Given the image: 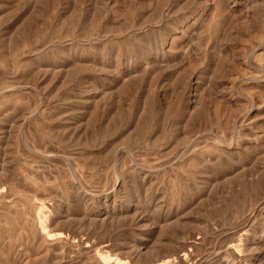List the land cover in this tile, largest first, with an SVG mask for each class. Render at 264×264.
Instances as JSON below:
<instances>
[{
	"label": "rangeland",
	"instance_id": "obj_1",
	"mask_svg": "<svg viewBox=\"0 0 264 264\" xmlns=\"http://www.w3.org/2000/svg\"><path fill=\"white\" fill-rule=\"evenodd\" d=\"M255 230L264 0H0V264H264Z\"/></svg>",
	"mask_w": 264,
	"mask_h": 264
},
{
	"label": "bare ground",
	"instance_id": "obj_2",
	"mask_svg": "<svg viewBox=\"0 0 264 264\" xmlns=\"http://www.w3.org/2000/svg\"><path fill=\"white\" fill-rule=\"evenodd\" d=\"M259 203H261V202H259ZM256 207V206H255ZM248 223V222H247ZM246 225V224H245ZM240 230V229H239ZM245 231H248V230H246L245 229ZM254 234L256 235V236H254L253 237V240H252V242H251V244H253V242L254 243H258V242H264V231H261V230H255L254 231ZM250 241V240H249ZM260 244V243H259ZM256 245V244H255ZM261 246V245H260ZM259 246V247H260ZM180 254V253H179ZM244 255V254H243ZM255 255V254H254ZM257 255V254H256ZM257 257V256H256ZM264 259V258H263ZM181 260V259H180ZM240 260V259H239ZM254 261V260H253ZM257 261V260H256ZM165 264V263H164Z\"/></svg>",
	"mask_w": 264,
	"mask_h": 264
}]
</instances>
